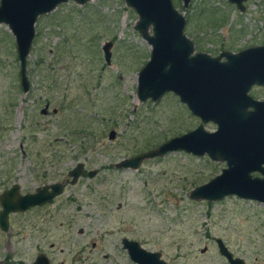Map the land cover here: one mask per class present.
Here are the masks:
<instances>
[{"label":"rangeland","instance_id":"obj_1","mask_svg":"<svg viewBox=\"0 0 264 264\" xmlns=\"http://www.w3.org/2000/svg\"><path fill=\"white\" fill-rule=\"evenodd\" d=\"M172 1L195 53L215 57L264 45V0H247L244 12L229 0H190L188 7ZM138 21L125 0H71L39 17L28 93L16 39L0 25V198L14 185L21 194L65 185L53 203L11 214L10 229L0 228V264H31L40 253L51 264H136L123 238L159 252L167 264H230L217 239L245 264H264V203L191 198L226 162L177 151L137 170L116 167L202 124L172 93L156 102L138 98L152 53ZM249 94L264 100V87ZM204 127L217 131L212 122ZM80 163L86 174L71 185L69 173ZM90 171L98 175L89 178Z\"/></svg>","mask_w":264,"mask_h":264},{"label":"water","instance_id":"obj_2","mask_svg":"<svg viewBox=\"0 0 264 264\" xmlns=\"http://www.w3.org/2000/svg\"><path fill=\"white\" fill-rule=\"evenodd\" d=\"M71 0H1L0 25H7L14 35L20 61V82L28 93L31 82L27 74L28 57L33 48L39 17L53 12ZM80 5L89 0H72ZM139 16L136 30L152 47L151 58L139 74L138 98L142 102L160 100L172 93L180 98L202 124L195 130L172 138L158 149L117 164L118 169L137 170L145 160L184 151L196 156L208 155L213 161L227 163L222 173L191 193L194 200L217 202L227 196L264 203V100L249 93L253 87H264V45L238 53L224 51L218 56L195 53L193 41L185 34L186 18L172 0H125ZM247 0H229L244 12ZM190 0H184L188 7ZM152 30V34H151ZM113 43L104 47L105 60L111 64ZM45 114L47 110L43 111ZM214 123L217 131L208 132L204 124ZM110 140L116 132H110ZM257 173L260 176H254ZM86 174L80 163L69 173L70 184L76 185ZM97 171L87 173L95 178ZM65 185L54 183L21 194L14 185L0 198V228L10 229V216L54 202L63 195ZM220 253L230 264H245L235 258L221 239L216 240ZM123 248L136 264H167L159 252L144 249L140 243L124 238ZM205 251V250H204ZM31 264H51L41 254Z\"/></svg>","mask_w":264,"mask_h":264},{"label":"flooded vegetation","instance_id":"obj_3","mask_svg":"<svg viewBox=\"0 0 264 264\" xmlns=\"http://www.w3.org/2000/svg\"><path fill=\"white\" fill-rule=\"evenodd\" d=\"M223 52H224V51H223ZM42 207H43V206H42ZM37 208H38V207H37ZM123 239H124V238H123ZM126 251H127V250H126ZM127 252H128V251H127ZM41 254H45V253H40L38 256H40ZM128 254H129V253H128ZM45 255H46V254H45ZM38 256H37V257H38ZM46 256H47V255H46ZM36 259H37V258H36ZM36 259H35V260H36ZM49 259H50V258H49Z\"/></svg>","mask_w":264,"mask_h":264},{"label":"trees","instance_id":"obj_4","mask_svg":"<svg viewBox=\"0 0 264 264\" xmlns=\"http://www.w3.org/2000/svg\"><path fill=\"white\" fill-rule=\"evenodd\" d=\"M189 23H190V21H189ZM151 149V148H150Z\"/></svg>","mask_w":264,"mask_h":264}]
</instances>
